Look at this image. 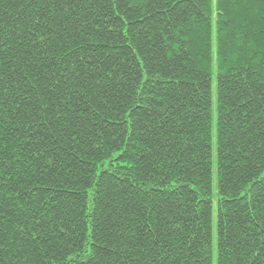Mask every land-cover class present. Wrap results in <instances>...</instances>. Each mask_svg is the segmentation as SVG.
<instances>
[{
	"label": "trees",
	"instance_id": "16d2710c",
	"mask_svg": "<svg viewBox=\"0 0 264 264\" xmlns=\"http://www.w3.org/2000/svg\"><path fill=\"white\" fill-rule=\"evenodd\" d=\"M0 264H264V0H0Z\"/></svg>",
	"mask_w": 264,
	"mask_h": 264
},
{
	"label": "rangeland",
	"instance_id": "374dc122",
	"mask_svg": "<svg viewBox=\"0 0 264 264\" xmlns=\"http://www.w3.org/2000/svg\"><path fill=\"white\" fill-rule=\"evenodd\" d=\"M213 192H216V172L215 167L213 168ZM214 209H213V224L216 222V198H213Z\"/></svg>",
	"mask_w": 264,
	"mask_h": 264
}]
</instances>
